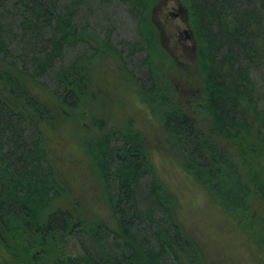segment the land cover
I'll return each mask as SVG.
<instances>
[{
  "label": "trees",
  "instance_id": "trees-1",
  "mask_svg": "<svg viewBox=\"0 0 264 264\" xmlns=\"http://www.w3.org/2000/svg\"><path fill=\"white\" fill-rule=\"evenodd\" d=\"M66 1L0 0V82L19 103L0 96V241L6 250L22 264H202L175 219L171 197L140 135L110 129L103 118L90 120L83 145L114 226L56 206L67 192L27 112L49 127L56 117L30 95L25 82L33 81L76 111L94 98L89 72L103 50L118 58L152 110L163 114V127L187 172L264 248V214L252 206L254 198L264 204V106H258L252 78L264 59V0H185L195 38L204 46L208 95L201 109L209 116V130L157 79L153 60L159 44L151 19L156 0H126L139 40L121 49L112 29L100 38L76 18L88 1L108 5L111 0ZM75 47L83 51L67 62L66 54ZM135 54H143L142 77L129 69ZM220 138L231 143L235 157L218 143ZM68 241L77 254L63 250ZM41 251L45 254L37 256Z\"/></svg>",
  "mask_w": 264,
  "mask_h": 264
},
{
  "label": "rangeland",
  "instance_id": "rangeland-1",
  "mask_svg": "<svg viewBox=\"0 0 264 264\" xmlns=\"http://www.w3.org/2000/svg\"><path fill=\"white\" fill-rule=\"evenodd\" d=\"M169 1L156 0L151 11L159 44L153 60L155 73L159 83L171 87V95L177 105L184 107L202 129L209 130V116L206 110L201 109L208 95L204 75L206 61L200 51V47H204L203 42L195 38V51L179 50L175 56L168 52L166 46H170V40L168 37L162 40L155 18L159 21L157 6ZM69 2L67 0L64 3ZM185 3L183 5L189 11ZM76 18L79 24L87 22L89 33L100 38L112 29L113 42L120 49L124 44L128 46V43L139 40L126 0H111L108 5H96L94 1H88ZM192 29L195 31V28ZM91 43L100 47L96 40H91ZM82 51L80 47L70 49L65 60L73 61ZM142 58L143 54L129 58V69L140 77L143 76L140 70ZM259 67L252 71V78L256 82L254 95L259 99L258 106L261 109L264 106V59ZM89 76L94 98L76 111L61 106L33 81L25 82L30 95L51 109L56 117L55 126L49 127L30 115L32 112H27L30 113L28 119L39 127L56 177L67 192L56 206L73 211L86 220L104 221L114 226L102 184L83 145L85 130L90 129V120L103 118L110 129L134 131L140 135L157 178L171 197L175 219L183 233L196 245L202 264H264V248L258 237L243 228L233 215L224 210L212 193L187 172L183 155L174 148L163 127V114L152 110L147 98L124 71L118 58L103 50L94 61ZM4 89L0 82V96L19 107V103L10 98ZM217 141L231 157H235L236 151L231 143L221 138ZM252 206L261 215L264 214V204L260 200L254 198ZM63 250L68 255L78 253L73 241H68ZM43 254L41 251L37 256ZM0 264H22L14 259L1 241Z\"/></svg>",
  "mask_w": 264,
  "mask_h": 264
},
{
  "label": "flooded vegetation",
  "instance_id": "flooded-vegetation-1",
  "mask_svg": "<svg viewBox=\"0 0 264 264\" xmlns=\"http://www.w3.org/2000/svg\"><path fill=\"white\" fill-rule=\"evenodd\" d=\"M156 11L162 40L166 37L170 40V46H166L168 52L175 56V52L179 50L195 51L196 40L190 25V15L183 3L180 0H170L163 5L159 4Z\"/></svg>",
  "mask_w": 264,
  "mask_h": 264
},
{
  "label": "water",
  "instance_id": "water-1",
  "mask_svg": "<svg viewBox=\"0 0 264 264\" xmlns=\"http://www.w3.org/2000/svg\"><path fill=\"white\" fill-rule=\"evenodd\" d=\"M178 5H180V2L178 3ZM155 22H157L158 23V21H157V18H156V21ZM157 28L158 29H160V27H159V25L157 24Z\"/></svg>",
  "mask_w": 264,
  "mask_h": 264
}]
</instances>
